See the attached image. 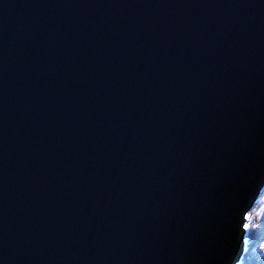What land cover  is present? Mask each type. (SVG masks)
<instances>
[{"label":"water","instance_id":"water-1","mask_svg":"<svg viewBox=\"0 0 264 264\" xmlns=\"http://www.w3.org/2000/svg\"><path fill=\"white\" fill-rule=\"evenodd\" d=\"M264 189V0H0V264H237Z\"/></svg>","mask_w":264,"mask_h":264},{"label":"trees","instance_id":"trees-1","mask_svg":"<svg viewBox=\"0 0 264 264\" xmlns=\"http://www.w3.org/2000/svg\"><path fill=\"white\" fill-rule=\"evenodd\" d=\"M243 252L237 264H264V189L246 215Z\"/></svg>","mask_w":264,"mask_h":264}]
</instances>
